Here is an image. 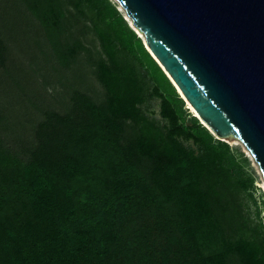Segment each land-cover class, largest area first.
<instances>
[{
	"label": "trees",
	"instance_id": "obj_1",
	"mask_svg": "<svg viewBox=\"0 0 264 264\" xmlns=\"http://www.w3.org/2000/svg\"><path fill=\"white\" fill-rule=\"evenodd\" d=\"M16 1L30 29L50 31L64 65L82 49L61 50L64 11L90 12L101 47L91 63L105 99L74 84L65 113L40 110L30 130L3 106L0 264H264V226L252 224L241 198L252 177L186 107L119 6ZM5 21L0 14V86L15 68ZM24 80L5 83L21 90ZM153 98L166 124L143 111Z\"/></svg>",
	"mask_w": 264,
	"mask_h": 264
},
{
	"label": "water",
	"instance_id": "obj_2",
	"mask_svg": "<svg viewBox=\"0 0 264 264\" xmlns=\"http://www.w3.org/2000/svg\"><path fill=\"white\" fill-rule=\"evenodd\" d=\"M116 1L206 127L264 176V0Z\"/></svg>",
	"mask_w": 264,
	"mask_h": 264
},
{
	"label": "rangeland",
	"instance_id": "obj_3",
	"mask_svg": "<svg viewBox=\"0 0 264 264\" xmlns=\"http://www.w3.org/2000/svg\"><path fill=\"white\" fill-rule=\"evenodd\" d=\"M112 1L119 6L116 0ZM70 8L69 11L78 15L79 21L77 22L69 11H64L63 26L58 31V36L63 44L61 50L66 51L78 42L82 44V49L78 51L70 65H64L60 62L58 53L53 50V44L49 41L50 31L43 26L40 29L41 36H38L33 29L27 26V18L16 0H0V14L6 18L5 25L10 30V35H13V41L17 39L16 42H18L16 46L13 45V41L11 43L14 50L13 60H15L13 64L15 68L10 73L13 76L9 74L11 78L4 80L6 83L11 82L12 84L19 78H25L22 84L23 89L21 88L22 93H18L21 91L20 89L14 88V86L8 87L2 81L4 84L0 86L3 96V98L0 97V109L2 108L0 111H4L3 106L9 109L8 112L16 111L19 116H22L20 120L25 121L24 127L26 126L28 130L41 120L40 110L52 109L65 113L66 104L70 101L69 92L74 84L80 85L82 87L80 89L95 101L101 102L105 99V90L98 82L91 63V58L98 57L101 47L96 33L90 29V12L86 11V14L80 16L73 7ZM118 9L129 26L140 36V32L133 26L126 13L120 6ZM83 24L89 28L85 32L81 29ZM186 104L194 116L198 117L190 105L187 102ZM142 109L151 118L160 121L161 124H166L160 115V100L150 99ZM5 113L4 118L8 119L9 114ZM198 118L206 126L200 117ZM215 137L231 146L239 156V163L244 169L245 176L252 177L254 189L250 193H242L241 198L245 213L251 218L252 224L262 229L260 226H264V176L259 166L250 156L246 147L235 137L220 138L216 135ZM185 145L196 148L190 142ZM84 194L87 195V193ZM258 211H260L259 215Z\"/></svg>",
	"mask_w": 264,
	"mask_h": 264
},
{
	"label": "bare ground",
	"instance_id": "obj_4",
	"mask_svg": "<svg viewBox=\"0 0 264 264\" xmlns=\"http://www.w3.org/2000/svg\"><path fill=\"white\" fill-rule=\"evenodd\" d=\"M140 36H142V34H140ZM181 92V91H180ZM189 105H190V103L189 102H187ZM190 107L192 108V110L194 111V112H196L195 110H194V108L190 105ZM196 114H197V112H196ZM198 115V114H197ZM247 149V148H246ZM248 151V150H247ZM249 152V151H248ZM249 154H250V156H252L251 155V153L249 152ZM252 158H253V156H252ZM254 159V158H253ZM254 161H255V159H254ZM256 162V161H255ZM256 164H257V162H256ZM258 165V164H257ZM259 166V165H258Z\"/></svg>",
	"mask_w": 264,
	"mask_h": 264
}]
</instances>
